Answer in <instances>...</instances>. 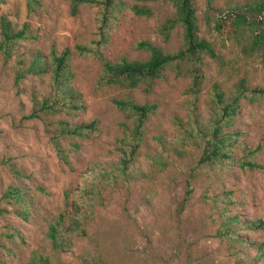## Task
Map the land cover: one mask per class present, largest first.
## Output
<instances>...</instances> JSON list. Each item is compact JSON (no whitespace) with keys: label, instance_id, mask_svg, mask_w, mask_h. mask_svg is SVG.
<instances>
[{"label":"rangeland","instance_id":"obj_1","mask_svg":"<svg viewBox=\"0 0 264 264\" xmlns=\"http://www.w3.org/2000/svg\"><path fill=\"white\" fill-rule=\"evenodd\" d=\"M25 2L0 0V13H7L17 25L26 22L35 34L16 46L14 56L28 58L36 48L47 51L54 45L60 50L96 37L95 6H82L70 16L65 0H45L38 11L27 15ZM149 3L153 8L150 16L135 15L128 8L115 14L102 45L109 58L138 56L135 45L141 38L164 49L179 47V26L166 39L158 30L164 18L174 11L171 3ZM198 12L203 33L216 39L218 45L222 40L227 44L219 48L226 60L219 78L230 84L243 75L250 86L264 85L262 56L246 57L229 45L226 36L230 26L225 11L208 9L206 0H200ZM204 15L221 20V30L213 28L211 16L208 27L201 17ZM13 64V58L5 62L0 53V206L6 208L0 212V264H29L37 253L47 255L49 264H235L229 243L213 234L222 212L264 218L263 98L254 102L242 100L224 125V131L238 132L231 157L216 160L211 166H196L202 143L187 110L194 105L199 119L208 123L211 92L203 90L199 98L192 100L194 104H189L192 96L185 91L188 79L169 72L164 79L155 80L149 92L134 89L136 99L158 104L145 125L146 142L132 163L129 179L124 180L116 169L122 134L118 126L120 114L110 101L115 91L95 88L99 66L93 57L74 59L76 84L88 102L86 110L76 118L96 117L101 130L68 153L70 166L55 155L42 121L22 118L30 110L31 91L35 88L38 93L46 92L49 77L30 76L20 85L15 84ZM209 71L216 77L217 64L212 63ZM244 148L257 149L247 157ZM241 158L260 165L242 167ZM9 165L20 173L13 172ZM193 168V191L185 198V179ZM93 178L101 202L86 209L85 233L72 238L67 252L53 250L45 237L47 223L65 211L63 192L76 191L85 180ZM9 184L21 188L20 200L1 197ZM13 208L27 211V219L18 216ZM251 237L264 241V232ZM237 244L242 248L241 243ZM252 253L250 249L239 252Z\"/></svg>","mask_w":264,"mask_h":264},{"label":"trees","instance_id":"obj_2","mask_svg":"<svg viewBox=\"0 0 264 264\" xmlns=\"http://www.w3.org/2000/svg\"><path fill=\"white\" fill-rule=\"evenodd\" d=\"M45 0H26L27 15L35 13ZM68 3V14L74 16L82 6H95L96 37L87 42H76L73 47L65 46L58 50L51 45L47 51L36 48L28 58L14 56L15 49L22 41L34 38L26 22L17 25L7 13H0V53L3 61L14 59L12 66L15 84H21L30 76L49 77L48 89L38 93L31 91L30 110L22 118L42 121L43 130L52 145L57 158L63 164L69 165L68 153L76 151L81 141L99 132L100 121L96 117L88 119L76 118L87 108L84 92L76 84L74 59L79 56L93 57L98 63L95 88H109L115 91L110 98L113 107L120 114L118 126L121 131V147L116 161L118 174L128 180L132 172V163L141 153L146 142L145 125L151 113L157 109L153 100L140 101L133 95V90L142 88L145 92L152 90L155 80L164 79L169 73L187 78L185 91L192 100L199 98L203 90L211 92L210 115L208 123L198 117L194 105L188 107V117L194 123L201 145L196 166L213 164L216 160L231 157L237 143L238 132L224 131V125L241 106L242 100L254 102L264 99V85L250 86L247 78L238 75L230 84L226 79L219 78L225 65L224 53L219 49L226 47L225 40L218 45L212 36L199 28L198 3L200 0H65ZM150 1L170 2L174 11L159 24L158 30L163 39L167 38L175 26L182 29V42L177 49L169 50L154 43L148 38L136 42L139 55L135 57L120 56L109 58L104 53L102 45L107 41L108 28L115 14L123 8L130 9L135 15L150 16L153 8ZM223 1L222 4H214ZM206 6L225 11L228 20L229 45L235 46L246 57L264 59V0H206ZM209 16H201L208 25ZM223 18V17H222ZM213 28L221 30L222 22L213 17ZM211 27V26H210ZM208 29V28H207ZM210 31L208 29L207 33ZM217 64V76L210 74V65ZM210 86L208 87V83ZM159 137V136H155ZM154 137V138H155ZM257 149V148H256ZM254 148H244L245 156L256 151ZM244 167L255 168L260 163L252 159L239 160ZM13 172L20 173L9 165ZM196 168V167H195ZM193 168L186 176L187 185L185 198L193 191L191 179L196 177ZM108 175V174H107ZM116 178V177H113ZM93 179L85 180L80 188L63 192L65 211L50 219L47 223L46 238L53 250L67 252L72 246V238L85 233L87 215L86 209H92L94 204L101 202ZM21 188L9 184L1 197L14 201L21 199ZM14 203V202H11ZM6 208L0 206V212ZM70 209V210H69ZM18 216L27 219V211L13 208ZM264 232V218L241 217L239 213H221V220L213 235L225 238L230 247L235 264H264V241L252 239V234ZM241 243L242 248L235 246ZM238 245V244H237ZM243 249H250L252 254L240 255ZM35 253V252H33ZM246 255V256H244ZM29 264H49V257L41 253L33 254Z\"/></svg>","mask_w":264,"mask_h":264}]
</instances>
